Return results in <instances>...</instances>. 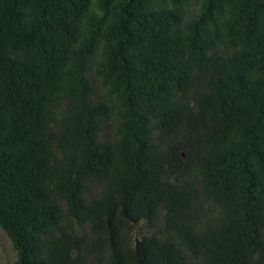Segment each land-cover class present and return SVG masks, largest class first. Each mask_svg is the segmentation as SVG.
<instances>
[{
	"label": "trees",
	"instance_id": "obj_1",
	"mask_svg": "<svg viewBox=\"0 0 264 264\" xmlns=\"http://www.w3.org/2000/svg\"><path fill=\"white\" fill-rule=\"evenodd\" d=\"M0 227L14 264H264V0H0Z\"/></svg>",
	"mask_w": 264,
	"mask_h": 264
},
{
	"label": "rangeland",
	"instance_id": "obj_2",
	"mask_svg": "<svg viewBox=\"0 0 264 264\" xmlns=\"http://www.w3.org/2000/svg\"><path fill=\"white\" fill-rule=\"evenodd\" d=\"M141 232L145 233L146 230L143 229ZM16 257L11 240L0 227V264H14Z\"/></svg>",
	"mask_w": 264,
	"mask_h": 264
}]
</instances>
